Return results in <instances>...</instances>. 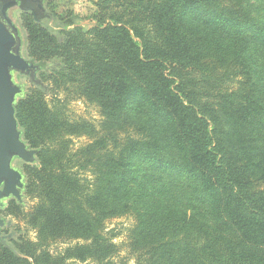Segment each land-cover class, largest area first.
Instances as JSON below:
<instances>
[{"label":"trees","instance_id":"trees-1","mask_svg":"<svg viewBox=\"0 0 264 264\" xmlns=\"http://www.w3.org/2000/svg\"><path fill=\"white\" fill-rule=\"evenodd\" d=\"M88 1L89 29L23 18L27 58L53 66L14 107L36 237L0 264H109L104 224L128 215L134 264H264V0ZM80 101L97 125L67 118Z\"/></svg>","mask_w":264,"mask_h":264},{"label":"water","instance_id":"water-1","mask_svg":"<svg viewBox=\"0 0 264 264\" xmlns=\"http://www.w3.org/2000/svg\"><path fill=\"white\" fill-rule=\"evenodd\" d=\"M14 6L31 11L35 18L37 12L39 14L45 10L43 0H0V141L3 153L8 152V157L12 154L26 164L33 165L36 164L38 150L29 149L25 142H20L22 131H17L14 110L17 101L26 93L25 85H16L13 73L27 77L32 86H42L37 74L48 71L53 65L41 66L22 56L19 32L6 15V11ZM23 185L21 183V189Z\"/></svg>","mask_w":264,"mask_h":264},{"label":"rangeland","instance_id":"rangeland-1","mask_svg":"<svg viewBox=\"0 0 264 264\" xmlns=\"http://www.w3.org/2000/svg\"><path fill=\"white\" fill-rule=\"evenodd\" d=\"M46 9L53 16H61L63 18L66 17H75V22L78 26L83 27L85 29H89L94 25L93 15L96 12V7L93 2L88 0H45ZM256 0H253L255 2ZM7 16L11 20L13 24L18 28L20 33L22 34V38L24 41V46L22 50V55L27 58V54L25 51V30H24V16H27L25 13H20L15 8H10L7 11ZM40 75V73H39ZM38 75V78L40 79ZM17 81L19 83H23L25 85L26 91L32 87L26 78L17 77ZM61 97V96H60ZM51 97H47V100L50 101ZM67 118L69 120H78L83 119L92 124L97 125L100 122V116L97 108L94 106L87 104L85 102H72L68 105L66 112ZM88 143L87 138H72L71 139V150L76 152L83 145ZM36 164L30 165L28 167L36 166ZM26 167V168H28ZM78 175L82 178L90 179L91 174L89 171L83 172L82 170L78 171ZM26 200L25 209L23 211V217L18 220V227L20 228V236L24 239H29L31 241L35 240V233L33 230L28 228L25 221V214L31 210V208L36 204V200ZM134 218L132 215L124 216L121 218H116L105 222L104 224V234H108V237L112 238L113 244H115L118 248V252L110 259L109 264H134V256L130 253L128 249V235L130 231L134 227ZM77 243H83L81 241L78 242H70L63 243L57 242L50 246V250L53 253L60 252L63 248H65L68 244L74 245ZM70 264H93L91 262L86 263H70Z\"/></svg>","mask_w":264,"mask_h":264},{"label":"flooded vegetation","instance_id":"flooded-vegetation-1","mask_svg":"<svg viewBox=\"0 0 264 264\" xmlns=\"http://www.w3.org/2000/svg\"><path fill=\"white\" fill-rule=\"evenodd\" d=\"M46 3L47 2L43 0V6L45 12L43 11L42 13L39 14H37L38 13L37 12L36 18L34 17L31 11L21 10L18 6H14L12 8L17 9L20 13H25L30 15L31 18L36 23L41 24L46 20H49L51 17H53V15L47 11ZM7 11H6V15H7ZM12 25L16 27L15 24L12 23ZM18 32L21 40V54H22L24 41L22 38V34L20 33L19 30ZM39 73L37 74V78ZM17 77L26 78L28 81L27 77L18 75L17 73H13V82L16 85L23 84L17 81ZM17 131H21L18 125H17ZM19 140L20 142L24 143L22 135L19 137ZM0 150H1L0 152V251H2L5 249L7 250L11 249L14 242L20 238L21 234H20V228L18 227V222H19L18 220H20L21 217H23V211L26 205V200L24 195L25 169L26 167L32 164H26L25 162L18 159L15 155L12 154L10 155V157H8V152L5 151L3 153L2 141H0ZM21 183H24L23 189L20 188Z\"/></svg>","mask_w":264,"mask_h":264}]
</instances>
